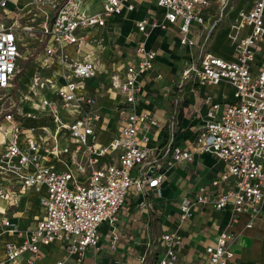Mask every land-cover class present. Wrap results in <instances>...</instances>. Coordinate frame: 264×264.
<instances>
[{
  "label": "built area",
  "instance_id": "1",
  "mask_svg": "<svg viewBox=\"0 0 264 264\" xmlns=\"http://www.w3.org/2000/svg\"><path fill=\"white\" fill-rule=\"evenodd\" d=\"M155 1L164 8V17L139 20V31L148 34L157 27H175L180 42L190 46L197 44L191 35L193 27L202 26L210 37L229 3ZM13 2L15 7L9 5L10 0H0V132L4 137L0 197L16 204L21 193L45 189L41 198L45 214L22 243H6L5 264H33L41 257V246L53 242L83 257L90 246L98 245L101 226L117 223L132 189L144 192L160 188L165 154H169L170 163H178L193 161L196 153L207 152L224 163L211 183L202 186L195 196L184 198L179 215L182 225L199 202H212L222 209L232 201L236 216L246 209L253 214L260 212L264 202V0H253L231 20L234 29L229 36L235 58L207 48L182 65L178 87L191 77L200 84H218L226 79L232 95L210 103L207 121L192 146L169 150L150 146L159 120L137 106L143 78L154 69L157 55L143 43L137 47L136 60L125 65L124 76H112V87L123 96L115 109L119 132L108 144L99 140V122L102 127L105 120L87 82L99 72L95 56V44L99 43L89 31L105 27L110 17L124 10L134 11L136 0H103L102 8L95 11H90L84 0H26L22 8L17 0ZM214 4L219 16L208 22L205 14ZM28 35L31 44L36 39L43 44V55L35 58L36 70L21 86ZM70 46L79 53L84 51L82 57L70 54ZM55 63L60 69L53 68ZM26 104L32 106L30 110H26ZM41 116L49 123H25L28 118ZM63 155H67L65 160ZM107 156L110 158L105 160ZM51 158L55 161L44 162ZM8 182L12 184L6 185ZM4 224L11 232L19 230L9 219ZM236 235L223 231L214 244L207 245L204 264H237L231 248ZM162 243V255L150 264H178L183 235L167 232ZM26 252L30 256L24 260Z\"/></svg>",
  "mask_w": 264,
  "mask_h": 264
},
{
  "label": "crops",
  "instance_id": "2",
  "mask_svg": "<svg viewBox=\"0 0 264 264\" xmlns=\"http://www.w3.org/2000/svg\"><path fill=\"white\" fill-rule=\"evenodd\" d=\"M84 1L90 11L102 8L103 0L101 8H93V0ZM252 2L253 0L242 9L249 8ZM10 3L15 7L13 0H10ZM17 4L20 8L25 7L26 0H17ZM136 5L134 11L124 10L121 14L110 17L105 27H94L89 31L92 39L98 40L96 42L99 43L95 44L99 72L96 77L87 81L90 91L94 92L97 98V109L105 120L102 127L99 122V140L108 144L119 132L115 109L117 103L123 100V96L118 89L110 85L112 76H124L125 65L136 60L137 47L143 43L147 49L157 53L154 69L143 78L142 95L137 103L138 109L148 111L159 120V126L153 131L150 146L164 147L165 150L173 146H192L207 121L210 103L222 101L226 96L231 97L232 88L226 79L218 84H200L193 77L183 83L181 88L178 87L182 65L191 55L199 52V49L193 51L197 44H182L179 31L175 27L166 30L157 27L148 34L139 31V20L149 16L163 18L164 8L159 7L155 0H136ZM237 13L238 11L235 16ZM217 14L218 7L214 4L205 15L209 22ZM112 26L127 29L129 27L134 32L133 36L124 32L121 37L117 35L113 38L112 43L116 42V60L112 57L104 59L98 54L105 41L110 43ZM204 33L207 34L200 25H195L191 31L196 43L197 38ZM231 40L225 34L214 44L218 47L213 45L209 49L221 56L235 58ZM68 51L78 57L84 54V51L77 52L74 46L68 47ZM28 56L32 54L29 53ZM37 57L41 59L42 56ZM176 58L180 62L175 63ZM35 65L27 68L30 77L36 70ZM53 68L60 69V64L55 63ZM25 107L30 110L32 106L26 104ZM25 121L26 124L35 126L49 123L45 116L28 118ZM3 122L5 126L8 125L6 121ZM3 138L0 132V154L4 150ZM109 158L107 156L104 159ZM48 161L55 159H44V162ZM163 161L162 170L165 175L160 188H147L144 192L132 189L126 197L117 223L113 226L104 223L101 226L102 236L97 246H90L86 254L79 257L75 253H69L60 242L42 245L41 257L33 264H53L59 260L64 261V264H150L162 255V236L170 231H177L184 237L178 264H204L207 261L205 247L214 244L223 231L237 233L231 242L237 264H264V202L259 213L253 214L246 209L237 216L233 212L232 201L222 209L215 208L212 202H199L194 205L187 223L182 225L179 215L180 204L184 198L195 196L202 186L211 183L223 169L224 163L207 152L196 153L193 161L178 163H170L169 154H165ZM44 193L45 189L42 192L25 191L21 193L16 204L1 199L6 201V205L0 206V264H5L6 243H22L30 229L44 216L45 208L41 200ZM21 205L24 206L27 219L31 220V223L26 224L25 221L28 220L24 219L18 208ZM13 206H16L17 210ZM5 219L17 224L18 232L9 231L4 224ZM115 233L117 238L114 239ZM29 256L30 253L26 252L24 260Z\"/></svg>",
  "mask_w": 264,
  "mask_h": 264
},
{
  "label": "rangeland",
  "instance_id": "3",
  "mask_svg": "<svg viewBox=\"0 0 264 264\" xmlns=\"http://www.w3.org/2000/svg\"><path fill=\"white\" fill-rule=\"evenodd\" d=\"M101 1L102 0H93L92 1V5L94 4L93 8H101ZM146 1V0H145ZM251 0H229V3L227 5V7L225 8V12L224 14L221 16V18L217 21L216 26L214 27L213 32L211 33L210 37H207V34H202L201 37L197 38V46L195 48H193V51L199 49L198 53L201 54V52L211 46H213L217 40L226 34L230 35L231 32H233V27L231 26V19L235 16L236 12L239 11L240 9L247 7L249 5ZM9 5L11 7H13L12 3H9ZM219 16V14L215 15V17ZM215 17H213L212 21H214ZM211 21V23H212ZM124 26V25H123ZM112 30L110 32V38H109V44H107L105 41L104 44H102V46L99 48V55L100 57H104V59H107L109 57H112L114 60L117 59L116 54V42H113V38L115 36H119L121 37V34L125 33H129L131 34V36H133L134 32L132 31V29H127V27L123 28H113V26L111 27ZM125 29V31H123ZM228 32V33H227ZM228 38H230V36H228ZM222 39V38H221ZM220 39V40H221ZM26 46L23 48V57H27V55L29 53L32 52V56H29V58H23L22 59V63L21 66L24 70V68L26 69V71L23 72V74L20 75V79H19V84L21 86H25L26 82L29 80L30 75L28 73V69L29 67H32V64H36L35 62V58H37V56L41 57L42 56V52L41 50L43 49V44L39 41V40H35L32 41L31 44V37H26ZM232 41V40H231ZM215 47H218L216 45H214ZM185 53V52H184ZM39 54V55H38ZM180 62L179 59H175V63ZM111 86H113L112 84H110ZM0 153H1V149H0ZM1 155V154H0ZM2 197H0V206H4L6 205V201L5 200H1ZM13 208H15L17 210L16 206H13ZM19 211L22 212V216L24 217V219H27V214L25 213V208L24 206H20L18 207ZM16 220V219H15ZM28 221H25L26 224L31 223L29 219H27ZM5 246V244L3 245V247ZM5 249V247H4Z\"/></svg>",
  "mask_w": 264,
  "mask_h": 264
},
{
  "label": "bare ground",
  "instance_id": "4",
  "mask_svg": "<svg viewBox=\"0 0 264 264\" xmlns=\"http://www.w3.org/2000/svg\"><path fill=\"white\" fill-rule=\"evenodd\" d=\"M28 36L31 37L30 35H28ZM28 36H26V37H28ZM228 36H229V35H228ZM31 39H32V38H31ZM229 40H230V38H229ZM24 58H26V57H24ZM1 133H2V132H1ZM2 134H3V133H2ZM62 159L65 160V159H66V155H63V156H62ZM30 207H31V206H30Z\"/></svg>",
  "mask_w": 264,
  "mask_h": 264
}]
</instances>
